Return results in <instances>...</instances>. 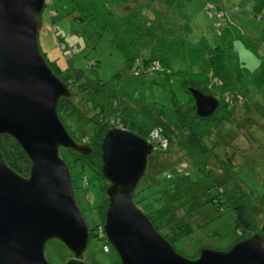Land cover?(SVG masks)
Segmentation results:
<instances>
[{
    "label": "rangeland",
    "instance_id": "374dc122",
    "mask_svg": "<svg viewBox=\"0 0 264 264\" xmlns=\"http://www.w3.org/2000/svg\"><path fill=\"white\" fill-rule=\"evenodd\" d=\"M204 1L214 3L227 12L229 21L225 23L226 31H221L219 25L214 23V19L207 17L203 6ZM256 1L258 0H100L112 11H117L128 3L151 6L148 8V17L152 18L149 23L158 32L159 48L166 43L173 44L183 58L174 57V60H165V68L172 72L168 75L158 70L159 66L154 72L133 74L132 68L136 63H130L123 55L144 54L146 45L134 42L133 39L128 40L126 37L113 36L109 26L101 29L97 16H94L96 22L88 21L89 17L83 18L84 21L74 20L70 12L73 8L77 10V7L85 6V0H51V3L45 0L40 14L41 28L38 32V45L41 53H47L44 57L51 55L59 58L63 65L70 66L67 69V75L73 77L79 84L78 88L72 87L70 90L75 94L72 96L71 103L80 107V101H86L87 108L88 105L92 107V109L88 108L89 113L93 109L99 110L96 115L98 119L106 120L114 117L118 119L116 123H121L124 129L139 135H143L145 129L157 123L169 126L167 135L171 133V130L173 134L178 135L179 116L185 115L188 106L192 104L186 93L188 86L186 82L191 77L204 79L202 75L195 74L197 70H201L198 59H195L196 55L201 53L200 50L218 45L224 50L226 61L229 55L234 56V59L226 63L230 71L235 74V81L232 79L233 85L236 84L239 89L247 88L249 103L259 104L260 107L254 110L255 113L249 112V115L254 114L250 119V122L252 121L250 125H242V131L230 128L226 136L220 137L222 142L218 143L217 149L219 159L225 158L223 157L225 152H229L231 159L229 163L219 162V165L210 159L213 163L211 168L219 174L217 180L214 181L213 176L207 173L197 179L195 175H191L184 180L175 178L173 183L169 182L172 186L181 184L180 182L195 181L197 188L189 185L191 194L195 195L204 188L203 185H210V190L203 194H213L217 182L222 191L218 195L223 207L222 212L216 213L211 205L189 210V203L176 209V216L192 228L188 236L180 239L182 244L174 243L175 250L182 255L190 256L192 251L202 246L225 249L234 239L237 231L242 235L247 233L250 235V230L234 223L236 210L231 207L237 203L243 204L244 213L251 223L252 231H260L264 223V17L255 19ZM259 1L261 6L264 0ZM247 3H250L249 8L240 9L238 12L232 11L234 6L242 7ZM76 12L86 14V10ZM76 12L73 13L77 15ZM51 28L56 32H53ZM199 34L203 39L199 40ZM164 40L166 43L162 42ZM58 43H63L66 52L72 54L70 60H65ZM122 45L124 50L121 48ZM236 48L238 53L235 52ZM196 49L198 51H195ZM244 57L249 59L248 62ZM90 61L92 65H88ZM60 75L63 76V73ZM203 86L204 83L201 82L202 90H204ZM76 90H79L78 94ZM216 112L217 109L212 115ZM110 128L112 126L108 129ZM231 135L243 138L244 141H240L244 144L238 146L236 142L232 145ZM151 144L153 149L148 157L159 156L157 153L159 150L154 148L155 143ZM173 149L174 157L179 154L184 156L182 151L176 153L177 148L173 147ZM166 153L159 156L162 162L170 161L171 156L174 155H169L170 152ZM191 154L193 157L188 158L192 161L190 164L202 168L203 155ZM60 155L70 166L76 200L88 228L92 229L94 225L102 222L100 205L105 199V188L109 183L87 165L80 168L72 165L69 155L64 151H60ZM167 170L174 174L172 165ZM83 176L86 178V185H83ZM160 182L166 183L161 179ZM177 197L170 204L175 203L176 206ZM187 197L191 195L187 194ZM211 231H216L218 234L212 236L209 234ZM165 232H167L166 229H159V233ZM261 235L264 241V229ZM101 243L102 240L90 237L84 260L89 264H120L111 246L107 243L108 251L103 252ZM44 255L49 264H63L68 253L59 242L51 240L45 244Z\"/></svg>",
    "mask_w": 264,
    "mask_h": 264
},
{
    "label": "water",
    "instance_id": "95a60500",
    "mask_svg": "<svg viewBox=\"0 0 264 264\" xmlns=\"http://www.w3.org/2000/svg\"><path fill=\"white\" fill-rule=\"evenodd\" d=\"M45 0H0V136L12 139L27 161L25 175L5 162L0 150V264H49L47 241L59 242L63 264L84 260L89 228L75 197L64 150H91L72 138L57 114L71 91L49 67L38 45ZM197 116L217 100L188 86ZM100 174L108 181L101 223L104 240L120 264H264V241L250 234L226 249L201 247L196 257L178 253L133 200L153 147L143 136L120 127L100 139Z\"/></svg>",
    "mask_w": 264,
    "mask_h": 264
},
{
    "label": "trees",
    "instance_id": "16d2710c",
    "mask_svg": "<svg viewBox=\"0 0 264 264\" xmlns=\"http://www.w3.org/2000/svg\"><path fill=\"white\" fill-rule=\"evenodd\" d=\"M85 2V6H79L77 4L79 7L76 9L78 11L82 10L83 12L86 10V14L82 15L76 12L77 10L74 8L70 12L74 20L77 19L78 21H84L83 18L89 17V20L87 19L88 21L96 22L94 16H97L99 18V23H101V29H105L109 26L110 29H112L113 36H122V38L126 37L128 40L133 39L134 42H138L139 44L143 43V45H146L144 54L130 53L123 55L130 63H136L135 67L132 68L133 74L138 75L140 73L145 74L150 72L145 71V69L148 65L155 61L159 65L158 70H162V72L166 75L172 73L171 70L165 68V60H174V57L181 59L182 56L173 47V44L166 43V40L162 41L163 43H166V45L159 48V41H157V39L160 37L157 35L158 32L156 29L152 28L153 25L149 23V20L152 19L148 17V8L151 7L149 4L139 5L138 3H128L117 11H112L106 5L104 6L100 0H85ZM49 3H51V0H49ZM203 3V6L207 12V17L214 19V23L219 25V29L221 28V31H226L225 23L226 21H229L227 12L209 1H204ZM249 7L250 3H247L242 7L234 6L232 11L238 12L240 9H247ZM218 11L220 13H218ZM73 12H76L77 15H75ZM254 17L257 20L263 18L264 8L263 10L261 9L259 12H257ZM51 29L53 32L55 31L53 28ZM221 31L220 35H222ZM58 44L59 48L63 52L62 55L65 60H70L72 54L66 52L63 43ZM123 47L124 45L121 46V48L124 50ZM195 51L198 50L196 49ZM200 52L201 53L196 55L195 59H198L199 63H197L201 66V70H197L195 74H197V76L202 75L204 79H193L191 77L186 83L188 86L199 89L204 94L212 95L217 100V106L213 112L216 109L217 112L214 115H212V112L207 116H197L194 111L193 99L186 89L188 99L192 102V104L188 106V111L185 115L179 116L180 120L178 122V135L176 133L173 134L172 130L170 131L171 133L167 135L169 126H165L162 123L150 125L147 129H145L146 131L144 134L140 135L147 139L148 133L151 129L161 127L162 129H158V136L162 141H164V146H161L159 143H157L155 144L154 148L159 150L158 152L156 151L159 156L167 154L166 152H170L169 155H174L171 156L170 161L168 162H162L158 155L154 157L149 156L147 159L145 173L132 192L134 202L146 214L153 227L158 232L161 228L167 230V232L164 234H160L172 244L174 249V243L179 242L182 244L180 239L185 238L192 232L191 226L176 216V209L178 207L186 206V204L189 203V210H197L204 206L211 205L216 210V213L222 212L223 207L221 206L218 196L219 193L222 192L218 185L219 182H217L218 184L215 186V192L209 195H205L203 192H208L210 190V185H203L204 188L201 189L202 191L200 190L199 194L195 195L191 194L192 191L189 189V185H194L196 188L198 187L195 181L180 182L181 184L177 183L172 186H170V183H173L175 178L184 180L191 175H195L197 179L201 177V175L207 173L213 176L214 181L217 180L219 178V174H216V172L211 168L213 163L210 161V159H213L218 165L219 162L229 163V160L231 159L229 152H225L223 156L225 158L222 157L223 159H219V153L217 149L219 148L218 143L222 142V138L220 137L226 136L228 134V129L230 128H237V130H241L242 125H250L252 123V121L250 122V119L253 118L254 114L249 115V112H254V110L260 107L259 104L249 103L247 99L249 90L247 88L239 89L236 84L233 85L232 79H235V74H233L227 67L224 50L220 46H209L207 49L200 50ZM44 55L46 56V53L43 54V56ZM44 58L52 71L69 86L70 90L72 87L78 88V82L73 77L67 75V69L70 66L65 64L62 66L59 65L62 63L59 58L52 57L51 55H48ZM205 61L206 63L204 64ZM88 65H92V62L90 61ZM179 72L182 73V71ZM60 73H63L64 77L61 76ZM201 82L204 83V90L200 88ZM78 92L79 90H76V94H78ZM73 95L75 94L71 93L68 99H61L59 101L57 105V114L72 138L77 142H83L89 145L91 152L85 156H82L64 150L61 151H64L67 155H69L72 165H77L79 168L83 165H87L88 168L94 170L97 174H100V139L105 130L110 126L118 127L119 125L122 126V124L116 123L118 119L114 117H110L106 120L103 118L98 119L96 115L98 114L99 110L93 109L94 111L92 110V112L89 113L88 108L92 109V107L88 105L87 108L86 101H80V107L73 105L71 103ZM230 139H232V145H235L236 142L238 146H242V144H244V142H242L244 139L238 138V136L231 135ZM152 142L154 143L155 141ZM173 147H175V149L177 148L176 153L178 151H182L184 156L182 157L181 154H179L174 157L175 150ZM0 150L5 162L10 168L19 174H26L28 161L24 153L12 139L7 136H0ZM191 153L203 155L204 160L201 161V164H203L202 168L190 164L192 161H190L188 158L193 157ZM171 165L172 169L174 170V174L167 170V168ZM67 166L70 168L68 164ZM160 179L166 181V183L161 184ZM82 181L83 185H86L85 176L82 177ZM202 183L206 184L205 181H202ZM170 188L173 191H171ZM159 191L162 192L160 193ZM187 194H190L191 197H187ZM175 197H177L178 200L176 206L175 203L170 204V202H174L176 200ZM236 202L237 201H235V203ZM105 205L106 197L103 203L100 205L102 221ZM231 209L236 210L234 215L235 225L241 226L246 230H250L249 234H258L260 237H262L261 232L264 229V223L260 231H252L251 223L244 213L242 203H237L236 205L232 206ZM204 213H202V215H204ZM101 223L94 225L92 229H89V234L90 237H96V239L102 240V246L103 244L107 245L104 237L95 235L94 231L97 226L101 225ZM209 234L214 236L218 233L216 231H211ZM247 235H242L239 231H237L235 233L234 239L226 248H228L235 241ZM200 248L192 251L190 256H186L184 254L183 256L187 258H194L196 257Z\"/></svg>",
    "mask_w": 264,
    "mask_h": 264
},
{
    "label": "built area",
    "instance_id": "2783aa9c",
    "mask_svg": "<svg viewBox=\"0 0 264 264\" xmlns=\"http://www.w3.org/2000/svg\"><path fill=\"white\" fill-rule=\"evenodd\" d=\"M48 2H49V0H48ZM158 66L159 65H158L157 62H153V63H151L150 65H148L146 67L145 71H150V72L155 71V70L158 69ZM118 127H120V125ZM158 129L159 128H153V129H151L150 132L148 133V138L146 140L148 142H150V143H153L152 141H155L154 142L155 144L159 143L161 146H164V141H162L159 138V136H158V132H159ZM94 231H95V235L102 236L103 237L101 225L97 226ZM107 245L106 244H103L101 246L102 251L107 252V250H108V246Z\"/></svg>",
    "mask_w": 264,
    "mask_h": 264
},
{
    "label": "crops",
    "instance_id": "0c3cea01",
    "mask_svg": "<svg viewBox=\"0 0 264 264\" xmlns=\"http://www.w3.org/2000/svg\"><path fill=\"white\" fill-rule=\"evenodd\" d=\"M255 8H256V12H259L261 9L263 10V8H264V2H262L261 3V6H260V1L258 0V1H256V3H255V6H254ZM200 35V34H199ZM200 39H203V37L200 35V37H199V40ZM235 52L236 53H238V49L236 48L235 49ZM47 54V53H46ZM50 54V53H49ZM245 58V57H244ZM226 59V58H225ZM232 59H234V56L233 55H229L228 57H227V61H228V63L232 60ZM245 60H246V62H248V60L245 58ZM226 61V60H225ZM227 61H226V63H227ZM59 65H63L62 63H60Z\"/></svg>",
    "mask_w": 264,
    "mask_h": 264
},
{
    "label": "flooded vegetation",
    "instance_id": "af4514ba",
    "mask_svg": "<svg viewBox=\"0 0 264 264\" xmlns=\"http://www.w3.org/2000/svg\"><path fill=\"white\" fill-rule=\"evenodd\" d=\"M23 175H25V174H23Z\"/></svg>",
    "mask_w": 264,
    "mask_h": 264
}]
</instances>
